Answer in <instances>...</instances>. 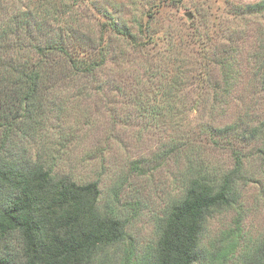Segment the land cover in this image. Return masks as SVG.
Masks as SVG:
<instances>
[{
  "label": "rangeland",
  "instance_id": "obj_1",
  "mask_svg": "<svg viewBox=\"0 0 264 264\" xmlns=\"http://www.w3.org/2000/svg\"><path fill=\"white\" fill-rule=\"evenodd\" d=\"M258 1L64 0L73 7V25L91 38L105 28L103 40L121 52L97 67L96 83L85 86L81 78L63 91L62 117L52 120L61 127L60 133L51 129L58 142L48 159L54 171L79 184L97 181L98 208L124 224L123 239L100 250L95 263L131 264L154 248L168 205L182 194L177 179L188 171L183 160L156 159L162 143L183 138L198 159L227 170L239 143L216 146L198 126L264 116L257 73L264 64V12L237 13ZM16 3V10L28 9V0ZM4 13L0 9V19ZM47 16L58 20L54 13ZM112 17L130 28L135 44L119 41L106 28ZM171 78L175 87L166 83ZM144 103L162 109V120L145 113ZM245 161L247 176L254 177L239 183L234 206L207 219L198 264L243 262L264 246V164L257 153Z\"/></svg>",
  "mask_w": 264,
  "mask_h": 264
},
{
  "label": "trees",
  "instance_id": "obj_2",
  "mask_svg": "<svg viewBox=\"0 0 264 264\" xmlns=\"http://www.w3.org/2000/svg\"><path fill=\"white\" fill-rule=\"evenodd\" d=\"M16 1L0 0V9L6 11L0 19V264H97L100 250L123 239L124 224L98 208L97 181L79 184L54 171L48 159L58 142L51 129L61 127L52 120L62 117L58 96L63 91L81 84V78L85 86L96 83L97 67L108 57L121 58V52L114 51L112 41L103 40L105 28L98 38H91L81 32V25H73L77 22L73 7L64 0H28L24 11L16 10ZM239 9L242 15L262 13L264 0ZM51 13L58 20L49 19ZM106 28L119 41L135 44L122 20L112 17ZM257 73L264 90V64ZM166 83L176 84L173 78ZM144 106L155 121L164 117L162 109ZM198 127L213 137L216 146L225 143L232 148L235 141L239 143L233 150V165L221 171L207 165L183 138L162 143L156 159L183 160L188 171L177 179L182 194L168 205L154 248L131 264H198L207 219L234 206L240 197L239 183L254 177L243 168L245 158L257 153L264 164V116L255 120L238 116L223 126ZM252 145L258 147L246 152ZM231 264H264V246L243 262Z\"/></svg>",
  "mask_w": 264,
  "mask_h": 264
}]
</instances>
